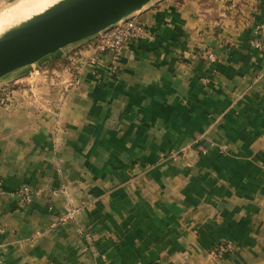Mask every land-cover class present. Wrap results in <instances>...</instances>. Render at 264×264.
Listing matches in <instances>:
<instances>
[{
    "label": "crops",
    "instance_id": "1",
    "mask_svg": "<svg viewBox=\"0 0 264 264\" xmlns=\"http://www.w3.org/2000/svg\"><path fill=\"white\" fill-rule=\"evenodd\" d=\"M133 17L152 38L64 71L61 105L0 106V264H264V0Z\"/></svg>",
    "mask_w": 264,
    "mask_h": 264
},
{
    "label": "water",
    "instance_id": "2",
    "mask_svg": "<svg viewBox=\"0 0 264 264\" xmlns=\"http://www.w3.org/2000/svg\"><path fill=\"white\" fill-rule=\"evenodd\" d=\"M152 0H59L0 34V78L99 34Z\"/></svg>",
    "mask_w": 264,
    "mask_h": 264
},
{
    "label": "rangeland",
    "instance_id": "3",
    "mask_svg": "<svg viewBox=\"0 0 264 264\" xmlns=\"http://www.w3.org/2000/svg\"><path fill=\"white\" fill-rule=\"evenodd\" d=\"M29 1L32 2V0H0V15L12 8L23 7L24 5L30 3ZM137 12H134L127 18L135 19L133 16ZM21 17H18L14 21L10 22L8 26ZM8 26H6V28ZM101 33L80 42L68 45L56 53L42 58L38 62L21 67L2 76L0 78V106L7 107L12 103H25L36 112V104L40 106H50L51 104L61 105L64 100L61 99V97L71 87L72 83V81L66 82L62 79L61 75H63L64 71H69L70 73L74 71L77 73L82 67H87L88 65L95 67L99 62L102 63V61H106V63L110 61L109 63H111L112 68H114L112 63H116L117 61H111L112 55L110 52H100V50H95L97 40ZM125 46L126 42L124 44V48ZM206 58L208 59L207 56ZM92 59H97L95 64L90 63ZM55 92L57 93L59 99L57 98L55 101H49L47 96H50ZM193 150L199 155H206L210 148L205 143L198 141V143H195ZM29 194H31V192L28 188H23L18 191V195H25V198L27 199H29ZM54 194H58V191H54ZM85 201H81L80 206L88 204ZM75 211L76 208L71 209L70 213ZM60 221L65 222L66 219H60ZM86 231L90 233L89 227L79 228V233L84 235V237L88 235V232ZM237 249L238 248L233 241L228 239H219L211 243L208 248V252L214 256H223L225 254L232 255L237 251Z\"/></svg>",
    "mask_w": 264,
    "mask_h": 264
},
{
    "label": "built area",
    "instance_id": "4",
    "mask_svg": "<svg viewBox=\"0 0 264 264\" xmlns=\"http://www.w3.org/2000/svg\"><path fill=\"white\" fill-rule=\"evenodd\" d=\"M255 34L264 39V21L258 24L255 28ZM151 33L144 28V26L135 19L126 18L125 20L117 23L113 27L105 30L97 40L95 50L100 52L108 51L112 55V62L118 61L121 56L124 44L128 39H151ZM259 40V39H258ZM255 45L259 42L254 40ZM208 59H213L214 55L207 52ZM97 59H92L91 64H95ZM3 193L1 180H0V195Z\"/></svg>",
    "mask_w": 264,
    "mask_h": 264
},
{
    "label": "bare ground",
    "instance_id": "5",
    "mask_svg": "<svg viewBox=\"0 0 264 264\" xmlns=\"http://www.w3.org/2000/svg\"><path fill=\"white\" fill-rule=\"evenodd\" d=\"M57 1L59 0H32V2L30 1H29L30 3L27 2L28 4L24 5L23 7H15L9 11L2 13L0 15V34L3 33L9 27L16 25L21 21H24L25 19L31 17L34 14L40 13L41 11H43L44 9H46L47 7H49L50 5H52ZM18 17L21 18L13 22L10 26H8L10 22L14 21ZM6 26L8 27L6 28Z\"/></svg>",
    "mask_w": 264,
    "mask_h": 264
}]
</instances>
